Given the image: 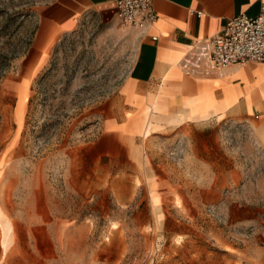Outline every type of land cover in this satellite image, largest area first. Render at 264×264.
<instances>
[{
  "label": "rangeland",
  "instance_id": "374dc122",
  "mask_svg": "<svg viewBox=\"0 0 264 264\" xmlns=\"http://www.w3.org/2000/svg\"><path fill=\"white\" fill-rule=\"evenodd\" d=\"M51 1L0 0V264H264L261 125L146 106L87 163L140 37L90 19L33 59Z\"/></svg>",
  "mask_w": 264,
  "mask_h": 264
},
{
  "label": "crops",
  "instance_id": "0c3cea01",
  "mask_svg": "<svg viewBox=\"0 0 264 264\" xmlns=\"http://www.w3.org/2000/svg\"><path fill=\"white\" fill-rule=\"evenodd\" d=\"M117 2L52 0L42 6L32 58H41L45 50L82 22H116ZM153 6L157 20L144 30L133 28L140 37L133 68L106 105L100 123L102 133L88 147L87 163L97 166L110 155L111 148L126 145L127 124L146 106L151 117H180V125L211 117H243L264 130V63L216 69L199 55L198 48L230 18L258 15L264 0H154ZM29 85L30 80L25 79L19 98ZM157 106L167 113L156 111ZM147 133L151 134L149 130Z\"/></svg>",
  "mask_w": 264,
  "mask_h": 264
},
{
  "label": "built area",
  "instance_id": "2783aa9c",
  "mask_svg": "<svg viewBox=\"0 0 264 264\" xmlns=\"http://www.w3.org/2000/svg\"><path fill=\"white\" fill-rule=\"evenodd\" d=\"M153 2L118 0L119 25L144 30L153 24L158 17ZM198 48L199 55L216 69L249 62L264 63V6L256 16L241 14L230 18L218 33L200 42Z\"/></svg>",
  "mask_w": 264,
  "mask_h": 264
}]
</instances>
